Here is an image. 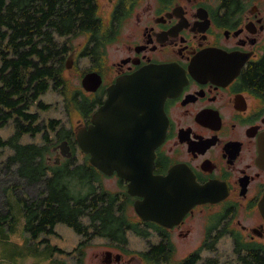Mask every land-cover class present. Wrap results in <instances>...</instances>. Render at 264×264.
<instances>
[{
    "label": "flooded vegetation",
    "instance_id": "flooded-vegetation-1",
    "mask_svg": "<svg viewBox=\"0 0 264 264\" xmlns=\"http://www.w3.org/2000/svg\"><path fill=\"white\" fill-rule=\"evenodd\" d=\"M108 2L103 68L90 59L91 70L99 71L103 82L90 92L93 106L79 125L94 124L118 77L149 65H170L174 74L161 84L168 94L166 131L155 148V180L142 181L131 194L129 179L117 171L106 174L87 154L103 177L117 179L119 212L125 224L135 225L115 238L105 237L95 264H148V258L150 264H223L221 249L227 247L234 254L228 264L257 259L264 264V73H259L264 0ZM96 94L101 97L95 104ZM117 120L131 129L122 142H152L154 137L157 142L152 100L139 113L124 112ZM63 141L74 142H55ZM53 150L60 161L66 157L58 144ZM190 175L218 199L197 203L179 216L180 201L164 208L165 193L171 187L188 192ZM144 188L160 193L155 209L171 225L146 219L137 210L136 203L142 210L152 204L141 193Z\"/></svg>",
    "mask_w": 264,
    "mask_h": 264
},
{
    "label": "trees",
    "instance_id": "trees-1",
    "mask_svg": "<svg viewBox=\"0 0 264 264\" xmlns=\"http://www.w3.org/2000/svg\"><path fill=\"white\" fill-rule=\"evenodd\" d=\"M80 34L89 36L81 55L98 67L105 35L99 0H0V125L14 118L16 126L14 136L6 141L0 138V145L15 149L5 168L14 170L28 186L39 188L34 198L21 195L26 228L33 237L54 233L63 222L83 237L81 252L82 245L95 237L115 238L114 234L127 233L135 225L125 224L126 216L119 212L120 195L105 187L103 174L86 154L80 163L75 153L60 164L50 160L53 146L59 143L55 141L63 138L74 141L69 143L75 151V131L56 118L43 122L39 111L32 110L37 102L40 107L51 106L40 97L53 89L65 97L70 116L75 110L87 116L93 106L89 94L69 92L64 77L66 58L73 50L71 39ZM260 72L264 73V65ZM100 97L94 95L95 104ZM28 133L32 137L40 133L43 142L21 143ZM147 262L151 263L149 258Z\"/></svg>",
    "mask_w": 264,
    "mask_h": 264
},
{
    "label": "water",
    "instance_id": "water-1",
    "mask_svg": "<svg viewBox=\"0 0 264 264\" xmlns=\"http://www.w3.org/2000/svg\"><path fill=\"white\" fill-rule=\"evenodd\" d=\"M75 55L76 50L72 51L68 57L67 68L73 66ZM173 74L174 69L170 65H149L132 74L118 77L109 87V98L96 111L94 124L90 127L82 126L77 130V142L83 153L90 154L91 163L108 175L117 171L118 175L129 179L131 194L136 193V187L142 181L155 180L152 174L155 148L166 131L163 104L168 94L164 88H161V84L168 83ZM102 82L103 77L98 71H89L82 78V85L89 92L97 91ZM150 100H152L153 114L157 120V142L155 137L152 142H122V139L129 137L126 132L131 129L118 120L114 122L113 118L120 117L124 112L130 113L132 110L139 113L141 108L150 105ZM107 117L110 119L108 123L105 122ZM58 147L64 156H73L69 142L63 141ZM59 161L57 157L56 162L59 163ZM141 193L147 197V203H152L145 210L140 209V205L136 203V208L142 216L171 225L166 217L157 214L156 209L159 205L156 198L160 196V193L146 188ZM152 193L155 194L153 199ZM165 197L168 204L164 208L171 207L176 200L180 201L179 216L187 213L197 203L218 199L209 194L207 186H200L192 175L189 179L188 192L182 193L180 189L171 187L165 193Z\"/></svg>",
    "mask_w": 264,
    "mask_h": 264
},
{
    "label": "rangeland",
    "instance_id": "rangeland-1",
    "mask_svg": "<svg viewBox=\"0 0 264 264\" xmlns=\"http://www.w3.org/2000/svg\"><path fill=\"white\" fill-rule=\"evenodd\" d=\"M99 3L100 14L106 20L110 10L109 2L108 0H99ZM88 40V34H80L71 39L73 45L71 52L76 50L77 53L73 66L65 70L64 77L69 92L81 90L92 98V94L87 92L81 83L84 74L91 69L90 59L81 55ZM101 56L100 54L97 59V65L100 69L103 68ZM40 100L51 104L48 108L40 107L38 102L32 106V110L39 111L40 120L43 122L56 118L62 121L67 130L73 128L76 131L80 128L79 121L84 122L86 119L76 110L70 116L65 106V97L53 89L43 93ZM15 133L14 118L9 119L6 125H0V138L2 140L10 139ZM52 138L55 139L54 133ZM20 142L27 144L30 142L42 143L43 141L40 133L36 137H32L28 133L20 138ZM14 151L15 149L11 146L0 145V264H95V255L106 247L104 245L106 239L95 237L90 242L83 244L80 252L78 247L83 237L66 223L59 222L55 227L56 232L42 233L37 238L33 237L31 232L27 230L24 202L21 195L25 194L34 198L38 195L39 188L28 186L23 179L14 174V170H6L5 163ZM74 153L78 154L80 159L77 163L82 162L83 155L79 145L76 146ZM52 156L54 159L55 153ZM66 160L67 157H63L60 163ZM100 176L102 178V175ZM14 183L21 186L13 185ZM103 184L113 191L119 188L116 178L103 177ZM233 258L234 254L230 247L221 249L223 264H228L227 262Z\"/></svg>",
    "mask_w": 264,
    "mask_h": 264
}]
</instances>
